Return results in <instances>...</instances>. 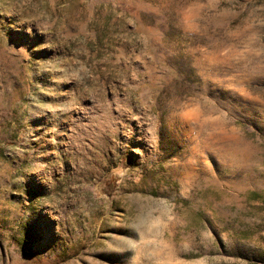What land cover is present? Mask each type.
<instances>
[{
    "label": "rangeland",
    "instance_id": "374dc122",
    "mask_svg": "<svg viewBox=\"0 0 264 264\" xmlns=\"http://www.w3.org/2000/svg\"><path fill=\"white\" fill-rule=\"evenodd\" d=\"M0 264H264V0H0Z\"/></svg>",
    "mask_w": 264,
    "mask_h": 264
}]
</instances>
